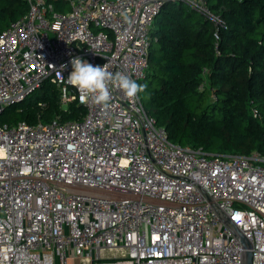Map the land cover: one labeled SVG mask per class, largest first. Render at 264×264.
<instances>
[{"label": "built area", "instance_id": "obj_1", "mask_svg": "<svg viewBox=\"0 0 264 264\" xmlns=\"http://www.w3.org/2000/svg\"><path fill=\"white\" fill-rule=\"evenodd\" d=\"M26 1L0 34V117L47 81L64 108L86 112L0 122V264H242L216 203L252 242L253 264H264L263 155L179 147L140 93L130 100L110 85L104 110L67 82L80 58L139 84L164 6L180 2L221 25L210 0Z\"/></svg>", "mask_w": 264, "mask_h": 264}, {"label": "trees", "instance_id": "obj_2", "mask_svg": "<svg viewBox=\"0 0 264 264\" xmlns=\"http://www.w3.org/2000/svg\"><path fill=\"white\" fill-rule=\"evenodd\" d=\"M208 8L221 25L183 3L164 6L150 31L140 97L179 147L264 156V0H210ZM28 10L26 0H0V34ZM41 91L20 103L21 111L13 105L1 122H67L85 115L78 103L64 108L50 82Z\"/></svg>", "mask_w": 264, "mask_h": 264}, {"label": "clouds", "instance_id": "obj_3", "mask_svg": "<svg viewBox=\"0 0 264 264\" xmlns=\"http://www.w3.org/2000/svg\"><path fill=\"white\" fill-rule=\"evenodd\" d=\"M73 71L67 82L79 92L80 102L88 103L91 100L95 105L107 110L110 107L111 93L109 86L121 90L125 97L135 100L139 93H143L147 85H140L123 73L113 74L107 70V65L93 66L91 63L73 58L70 61ZM67 64L61 66V71Z\"/></svg>", "mask_w": 264, "mask_h": 264}, {"label": "water", "instance_id": "obj_4", "mask_svg": "<svg viewBox=\"0 0 264 264\" xmlns=\"http://www.w3.org/2000/svg\"><path fill=\"white\" fill-rule=\"evenodd\" d=\"M210 201V199H208ZM213 207L221 220L231 230L233 235L237 236L242 245V264H253V253L251 252L252 242L240 231V229L231 222V219L220 209L219 205L213 204Z\"/></svg>", "mask_w": 264, "mask_h": 264}, {"label": "rangeland", "instance_id": "obj_5", "mask_svg": "<svg viewBox=\"0 0 264 264\" xmlns=\"http://www.w3.org/2000/svg\"><path fill=\"white\" fill-rule=\"evenodd\" d=\"M41 94H42V91H41V90H38L37 92H35L34 94L31 95V97H32L31 99H34V98H36L37 96L39 97ZM147 98H148V95L145 94V96L143 97V100L145 101V100H147ZM13 110H14L13 107L9 108V110H7L6 113H5L3 116L0 117V122L3 121V119H4L5 117H8L9 114H10L11 112H13ZM21 110H22V106H20V104H16V105H15V110H14V111L19 112V111H21ZM1 123H2V122H1ZM69 264H79V261H78V260H74V259H72V260H70Z\"/></svg>", "mask_w": 264, "mask_h": 264}]
</instances>
